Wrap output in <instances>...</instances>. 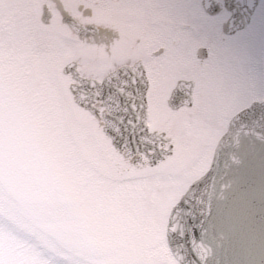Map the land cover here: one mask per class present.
<instances>
[{
  "label": "snow or ice",
  "instance_id": "6c2138e0",
  "mask_svg": "<svg viewBox=\"0 0 264 264\" xmlns=\"http://www.w3.org/2000/svg\"><path fill=\"white\" fill-rule=\"evenodd\" d=\"M253 81L264 0H0V94L74 121L126 200L172 154L171 103Z\"/></svg>",
  "mask_w": 264,
  "mask_h": 264
},
{
  "label": "rangeland",
  "instance_id": "374dc122",
  "mask_svg": "<svg viewBox=\"0 0 264 264\" xmlns=\"http://www.w3.org/2000/svg\"><path fill=\"white\" fill-rule=\"evenodd\" d=\"M222 99L206 119L171 114V156L126 200L102 179L74 121L26 93L0 94V264H179L164 235L169 208L207 166L228 119L264 100V83L225 89ZM42 218L54 220L50 232Z\"/></svg>",
  "mask_w": 264,
  "mask_h": 264
},
{
  "label": "water",
  "instance_id": "95a60500",
  "mask_svg": "<svg viewBox=\"0 0 264 264\" xmlns=\"http://www.w3.org/2000/svg\"><path fill=\"white\" fill-rule=\"evenodd\" d=\"M180 264H264V102L235 115L166 227Z\"/></svg>",
  "mask_w": 264,
  "mask_h": 264
},
{
  "label": "flooded vegetation",
  "instance_id": "af4514ba",
  "mask_svg": "<svg viewBox=\"0 0 264 264\" xmlns=\"http://www.w3.org/2000/svg\"><path fill=\"white\" fill-rule=\"evenodd\" d=\"M191 59L193 61H195L198 52L195 48H192L190 53H189ZM222 92L221 91H212L209 92L207 94L204 95H199V96H194L193 97V104L191 107H186V106H180L177 109H171V114L173 113H179V112H184L185 110H189L190 111V116L195 117V118H202V119H206L207 117H209V111L211 109L214 110V108L218 105V102H221L222 99ZM231 102V99H230ZM226 105H228L227 101H226ZM182 116V114H180ZM215 114L212 116L214 117ZM176 119V118H175ZM181 117H177V120H180ZM173 121L170 122V126L168 128L163 129V131L167 132L168 136L171 138V131L170 129H172V125ZM170 131V132H169Z\"/></svg>",
  "mask_w": 264,
  "mask_h": 264
},
{
  "label": "trees",
  "instance_id": "16d2710c",
  "mask_svg": "<svg viewBox=\"0 0 264 264\" xmlns=\"http://www.w3.org/2000/svg\"><path fill=\"white\" fill-rule=\"evenodd\" d=\"M18 208H19V211H22V210H24L25 208H23L22 206H21V204H19L18 206H17ZM86 212V211H85ZM50 220V218H42V220L40 219V227L42 228V229H44L46 232H50L52 229V226L53 225H55V223H54V220L53 221H49ZM59 220L60 219H58L57 220V222H59ZM58 239H60V238H58Z\"/></svg>",
  "mask_w": 264,
  "mask_h": 264
},
{
  "label": "bare ground",
  "instance_id": "6f19581e",
  "mask_svg": "<svg viewBox=\"0 0 264 264\" xmlns=\"http://www.w3.org/2000/svg\"><path fill=\"white\" fill-rule=\"evenodd\" d=\"M215 145H216V141L214 142V146H213V149H214Z\"/></svg>",
  "mask_w": 264,
  "mask_h": 264
}]
</instances>
